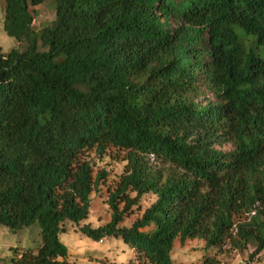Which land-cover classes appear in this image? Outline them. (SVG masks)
Returning a JSON list of instances; mask_svg holds the SVG:
<instances>
[{"label": "trees", "instance_id": "16d2710c", "mask_svg": "<svg viewBox=\"0 0 264 264\" xmlns=\"http://www.w3.org/2000/svg\"><path fill=\"white\" fill-rule=\"evenodd\" d=\"M46 1L4 0L20 46H0V226L41 234L5 264H67V222L122 239L137 254L123 264H180L176 243L196 238L263 253L264 56L249 37L264 45V0H53L37 29ZM110 148L126 152L111 219L82 225L109 175L89 155Z\"/></svg>", "mask_w": 264, "mask_h": 264}, {"label": "rangeland", "instance_id": "374dc122", "mask_svg": "<svg viewBox=\"0 0 264 264\" xmlns=\"http://www.w3.org/2000/svg\"><path fill=\"white\" fill-rule=\"evenodd\" d=\"M37 29L47 23L52 22L56 17V7L53 0H48L42 5L33 9ZM5 3L0 0V46L4 52L19 47L20 42L16 38L7 34L4 30ZM242 32V31H241ZM240 32V33H241ZM250 46H253L262 56H264V45H259L255 39ZM209 96L211 94L209 93ZM229 151L230 145L223 147ZM126 152L110 148L104 157H99L92 152L89 158L93 160L95 173L100 170H107L109 175L98 190L92 193V205L88 219L82 223L90 224L93 227L104 225L111 219V209L107 203L109 192L119 182L120 175L124 170L123 157ZM155 199L154 195H147L140 206H135L131 214L123 222V225L130 226L136 219L142 216L143 211ZM60 240L68 247L69 255L67 264H123L135 260L137 254L122 239L104 238L101 241L93 240L87 235L81 233L78 227L70 222L65 224V231L60 234ZM41 242L40 227L34 224L18 233H12L5 226H0V264L11 255L17 252L21 253L26 248L36 249ZM253 247L245 250L233 248L228 243L221 249L207 250L206 243L202 239H194L185 245L177 242L174 249V257L180 264H194L202 262L205 256L215 257L219 264H264V252L253 257Z\"/></svg>", "mask_w": 264, "mask_h": 264}]
</instances>
